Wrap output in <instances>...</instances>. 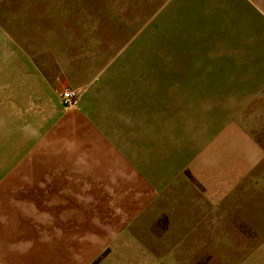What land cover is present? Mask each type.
<instances>
[{"label": "rangeland", "instance_id": "rangeland-1", "mask_svg": "<svg viewBox=\"0 0 264 264\" xmlns=\"http://www.w3.org/2000/svg\"><path fill=\"white\" fill-rule=\"evenodd\" d=\"M241 133L264 152V0H0V264H246Z\"/></svg>", "mask_w": 264, "mask_h": 264}, {"label": "crops", "instance_id": "crops-1", "mask_svg": "<svg viewBox=\"0 0 264 264\" xmlns=\"http://www.w3.org/2000/svg\"><path fill=\"white\" fill-rule=\"evenodd\" d=\"M76 92L79 93V91ZM78 104L79 96L76 105L65 107L68 109L77 108ZM231 129L237 130V127L228 125L226 132L229 133ZM238 130L240 131L239 128ZM226 138L225 135H221L223 143ZM240 138L247 141L245 144L248 147L243 151L229 155L231 159L228 163L233 166L230 172L225 173L223 179V227L238 226L256 229L254 234L258 238L254 242L260 246L256 248L246 264H264V152L258 144L246 139L242 133L239 136V142ZM231 205L233 206L231 207ZM231 221L237 223L232 224ZM141 250L140 255L143 260L145 249ZM138 264H143V262L139 261Z\"/></svg>", "mask_w": 264, "mask_h": 264}, {"label": "built area", "instance_id": "built-area-1", "mask_svg": "<svg viewBox=\"0 0 264 264\" xmlns=\"http://www.w3.org/2000/svg\"><path fill=\"white\" fill-rule=\"evenodd\" d=\"M62 103L64 106L71 107L76 105L78 93L74 90H67L62 93Z\"/></svg>", "mask_w": 264, "mask_h": 264}]
</instances>
